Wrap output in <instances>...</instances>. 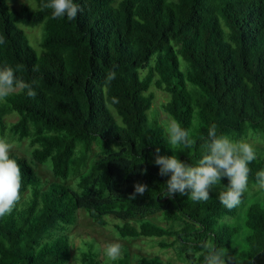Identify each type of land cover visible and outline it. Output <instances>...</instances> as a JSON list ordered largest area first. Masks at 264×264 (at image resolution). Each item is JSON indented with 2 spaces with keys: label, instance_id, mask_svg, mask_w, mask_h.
<instances>
[{
  "label": "trees",
  "instance_id": "trees-1",
  "mask_svg": "<svg viewBox=\"0 0 264 264\" xmlns=\"http://www.w3.org/2000/svg\"><path fill=\"white\" fill-rule=\"evenodd\" d=\"M35 1L32 10L0 0V68L38 84L35 98L17 90L0 102V139L27 140L33 162L49 164L56 178L74 173L77 190L42 182L30 162L9 151L21 170V200L0 218V264H68V232L79 209L99 225L112 217L122 238L172 237L158 246L174 248L190 264H204L209 247L227 250L234 264H264V194L242 210L243 240L228 221L240 207L225 209L219 188L207 201L164 196L168 177L158 175L153 153H175L163 124L147 114L150 87L166 92L162 110L193 141L178 145V159L193 166L205 154L203 138L212 124L233 141L264 139V0H74L82 11L72 21L51 18L50 10H40L45 0ZM39 23L37 54L20 25ZM114 65L116 79L105 88ZM11 113L17 119L6 122ZM248 166L252 189L264 153ZM135 182L148 191L129 200ZM220 183L227 186V178ZM147 212H159L166 225L133 221ZM85 246L78 263L101 264L98 250ZM111 262L131 264L127 252ZM137 264L173 263L143 256Z\"/></svg>",
  "mask_w": 264,
  "mask_h": 264
},
{
  "label": "clouds",
  "instance_id": "clouds-1",
  "mask_svg": "<svg viewBox=\"0 0 264 264\" xmlns=\"http://www.w3.org/2000/svg\"><path fill=\"white\" fill-rule=\"evenodd\" d=\"M41 11L50 10L51 18H66L68 21L75 20L80 6L74 0H45L41 4ZM5 43L0 37V44ZM106 73L104 87L111 86L116 79L117 73L114 70ZM38 84L35 80L31 83L18 79L15 70L11 67L0 68V102H5L9 96L17 90L25 92L29 98H35L37 92L35 87ZM112 103H119L118 98L113 97ZM164 131L169 145L174 151L178 145H190L193 141L187 129L180 126L174 118L166 122ZM205 154L193 166L179 160L176 155H160L159 148L153 153L152 163L158 166V175L167 176L166 190L164 196L171 198L179 194L187 196L192 201H207L212 188H219L217 198L225 209L231 211L242 202L244 193L248 190V179L251 169L249 164L257 158L255 148L247 142L233 141L228 136L218 134L217 126L212 124L203 138ZM11 145L0 139V218L10 215L21 200L22 176L20 166L13 159L9 158ZM142 169L140 174H145ZM227 178V186L221 185L222 178ZM255 187L264 192V170L256 173ZM148 191V186L141 182L133 184V192L128 194L129 200H135ZM227 219V217H225ZM120 243H107L104 247V254L109 260H117L122 255ZM204 264H234L233 258L224 250L217 251L209 247L204 256ZM253 264V261H250Z\"/></svg>",
  "mask_w": 264,
  "mask_h": 264
},
{
  "label": "rangeland",
  "instance_id": "rangeland-1",
  "mask_svg": "<svg viewBox=\"0 0 264 264\" xmlns=\"http://www.w3.org/2000/svg\"><path fill=\"white\" fill-rule=\"evenodd\" d=\"M8 5L12 8H19L21 4H26L30 9H37V3L35 0H6ZM24 30L28 43L32 49L39 54L41 52V47L39 41L43 35V23H39L35 26L20 25ZM150 91L154 94L152 99L151 108L148 110V118L155 119L159 121L163 126L166 122L171 120V117L162 110L161 104L168 99L166 92L151 86ZM114 113V110L111 109ZM17 119L16 113L8 114L4 117L6 122H12ZM7 143L11 145L10 151H15L20 153L28 162L32 164L37 175L41 178L42 182L46 180H56L60 183L66 184L73 190H77V175L71 174L66 179L54 177L50 169L49 164H39L33 162L31 156V147L27 140H22L21 142H8L7 137H4ZM243 142L250 143L256 150V153H264V139L261 137L249 136L242 140ZM97 152V147L92 146V155ZM174 153L176 157L179 156V146H176ZM264 194V192L259 191L255 186L244 193L242 197V202L239 205L240 211L234 217H230L228 221L230 224L239 228V240H243L245 231L243 229V208L253 199ZM106 225H99L95 223L83 209L77 211V221L70 228L68 232L69 239L71 241V255L72 258L68 264H79L78 255L80 251L87 246L92 245L94 249L99 252L98 258L101 264H112V260H109L104 254V247L107 243H120L122 247V255L127 252L131 264H137L140 257H151L158 256L163 261H170L173 264H190L189 262L181 261L178 259L175 253V249L172 247L162 248L158 246L159 241H169L172 237H137V238H122L120 237L114 228V223L116 222L112 217L105 216ZM138 219H148L159 225H166V222L160 218L159 212H147L139 213L133 221Z\"/></svg>",
  "mask_w": 264,
  "mask_h": 264
}]
</instances>
